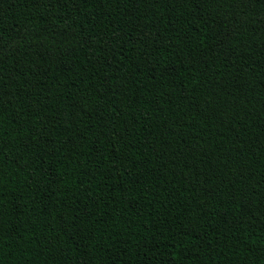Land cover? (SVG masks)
Listing matches in <instances>:
<instances>
[{
    "label": "trees",
    "instance_id": "16d2710c",
    "mask_svg": "<svg viewBox=\"0 0 264 264\" xmlns=\"http://www.w3.org/2000/svg\"><path fill=\"white\" fill-rule=\"evenodd\" d=\"M0 264H264V0H0Z\"/></svg>",
    "mask_w": 264,
    "mask_h": 264
}]
</instances>
